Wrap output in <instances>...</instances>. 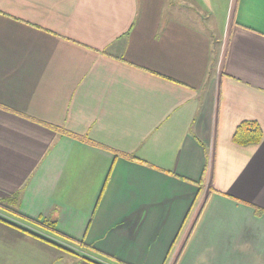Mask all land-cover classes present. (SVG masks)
Segmentation results:
<instances>
[{"label":"crops","instance_id":"1","mask_svg":"<svg viewBox=\"0 0 264 264\" xmlns=\"http://www.w3.org/2000/svg\"><path fill=\"white\" fill-rule=\"evenodd\" d=\"M9 200L74 242L0 207V264H264V0H0Z\"/></svg>","mask_w":264,"mask_h":264},{"label":"trees","instance_id":"2","mask_svg":"<svg viewBox=\"0 0 264 264\" xmlns=\"http://www.w3.org/2000/svg\"><path fill=\"white\" fill-rule=\"evenodd\" d=\"M262 137H263V131H262V129L258 123L253 122V121H245L237 127V129L233 135V141H234V143H236L237 145H240V146H250V145H255V144L260 143L262 140ZM11 202H12L11 200H9V202H0V207H4L6 210H8L14 216L21 217V218L25 219L27 222L35 224L44 230H47V231H50V232L55 233L57 235L63 236L64 238L68 239L69 241L74 242L71 238H67L65 235L61 234L57 230V226H56L55 222H48V221L39 222V221H35L31 218H28V217L20 214L14 208H10L9 206H6V203H11ZM0 220L7 222L11 225H14L10 221L4 220L2 218H0ZM30 233L37 236V237H40L41 239H45L44 237H42L36 233H33V232H30Z\"/></svg>","mask_w":264,"mask_h":264}]
</instances>
